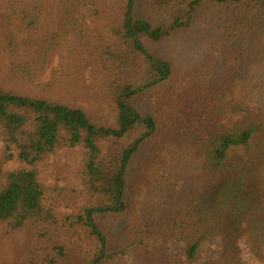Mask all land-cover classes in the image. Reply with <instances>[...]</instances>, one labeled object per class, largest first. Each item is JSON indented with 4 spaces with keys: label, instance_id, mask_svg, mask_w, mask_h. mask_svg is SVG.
Listing matches in <instances>:
<instances>
[{
    "label": "trees",
    "instance_id": "trees-1",
    "mask_svg": "<svg viewBox=\"0 0 264 264\" xmlns=\"http://www.w3.org/2000/svg\"><path fill=\"white\" fill-rule=\"evenodd\" d=\"M121 1L123 9L105 16L99 2L95 13L96 0H0V52L19 60L24 79L36 80L54 54L72 69L95 68L109 85L128 83V55L144 69L138 87L116 89L115 127L95 125L82 109L43 96L0 91V230L7 236L34 228L32 258L51 264L67 258L71 243L92 255L86 264H125L130 254L132 264H169L143 243L138 212L142 191L157 182L155 173L142 171L167 170L175 183L185 182L163 193L166 228L188 261L209 243L221 251L204 264H246L244 242L264 263V0H143L140 17L136 0ZM85 8L114 47L93 30H79ZM203 27L211 32L216 66L211 57L179 71L140 43L141 36L157 42ZM70 34L77 39L68 43ZM141 100L148 105L144 114ZM230 114L239 118L228 127L223 120ZM137 127L144 133L120 145ZM77 147L84 150L85 203L59 220L56 207L77 190L45 187L37 167L58 150ZM231 148L245 156L229 157ZM12 160L31 169L4 171ZM150 216L158 218L154 206Z\"/></svg>",
    "mask_w": 264,
    "mask_h": 264
},
{
    "label": "rangeland",
    "instance_id": "rangeland-1",
    "mask_svg": "<svg viewBox=\"0 0 264 264\" xmlns=\"http://www.w3.org/2000/svg\"><path fill=\"white\" fill-rule=\"evenodd\" d=\"M38 1V0H37ZM100 4H99V3ZM57 1H55V4ZM105 16L114 15L124 3L121 0H96L95 13H98L97 7ZM118 5V6H117ZM54 6V4H53ZM117 6V7H116ZM22 6L20 5V8ZM15 10H18L15 7ZM87 8L83 9L80 20L81 28L84 32L94 31L96 34L105 36L108 39V46L114 47V38L105 33L102 24L94 22L87 13ZM143 0H136L134 13L137 17L142 16ZM95 21L96 19L93 18ZM99 25V26H98ZM77 38L73 35L67 37L68 43ZM140 43L145 49L155 57H160L170 61L179 71H186L198 65L204 58L212 57L213 65L218 62V54L215 46L211 43V32L206 28H197L189 33L176 31L167 39L157 42L141 36ZM66 43L67 45H69ZM60 50V49H59ZM61 51V50H60ZM79 58V57H77ZM79 59H76L78 61ZM19 60L6 50L0 52V91L12 92L21 95L43 96L57 103H62L70 107L82 109L90 118V122L98 126L115 127L117 120V111L115 105V91L117 88L138 87L143 83L144 69L139 66L137 61L131 55L127 57V64L130 67V77L128 83H116L109 85L110 82L105 75L98 73L95 68L81 64L70 68L66 59L62 61L59 54H54L50 65L42 75L36 80L24 79L19 68ZM62 64V66H61ZM65 69L64 74L58 81L53 82L56 74ZM126 81V80H125ZM48 85V89L46 85ZM147 102L140 101L139 111L144 114L147 111ZM239 116L230 114L226 117L224 124L228 127L233 126ZM145 129L137 127L129 132L126 137L120 141V145L128 146ZM255 139L250 142V149L253 151ZM104 151L108 147L107 143H101ZM3 150V143L0 141V151ZM84 150L81 147L58 150L55 155L47 158L38 165L37 171L40 182L47 188H67L76 189V194H70V202L62 203L56 207V213L59 220H63L67 215L75 213L84 205L85 196L80 193L83 188L80 181V172L83 164ZM143 155L141 158L144 159ZM229 157L245 156L240 148H231L228 151ZM187 161V159H186ZM142 167V166H141ZM19 169H31L16 160H12L4 165V171L10 172ZM142 173L150 175L155 173L157 182L150 189H144L139 197L138 212L140 214V223L142 230V240L145 246L158 257L168 258L169 264H204L214 260L219 255L221 249L219 246L209 243H203L199 248V259L190 262L184 254V245L170 235L165 225L167 209L164 197L166 191L172 184L179 190L185 186V182H174V178L167 170L155 171L143 170ZM155 207L158 211V218L152 219L151 209ZM0 230V264H51L41 258L34 257V246L37 242V232L34 228H26L19 234L4 236ZM57 233V232H56ZM52 235H55L52 234ZM68 243V241H67ZM241 257L246 264H264L257 260L246 248L244 242H240ZM93 254V253H92ZM53 255V253H52ZM133 255L124 257L125 264H132ZM32 259V261H28ZM60 258L57 264H86L92 259V255L82 254L74 243L69 244L67 249V258Z\"/></svg>",
    "mask_w": 264,
    "mask_h": 264
}]
</instances>
